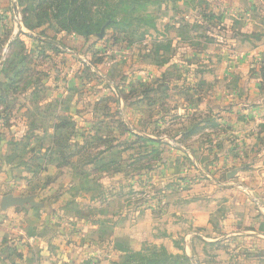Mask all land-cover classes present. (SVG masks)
Returning <instances> with one entry per match:
<instances>
[{"label":"rangeland","instance_id":"rangeland-1","mask_svg":"<svg viewBox=\"0 0 264 264\" xmlns=\"http://www.w3.org/2000/svg\"><path fill=\"white\" fill-rule=\"evenodd\" d=\"M19 1L0 0V95L3 93L4 99L0 103V132L10 133L14 128L10 126L15 124L23 135L35 134L36 127H30L35 110L29 107H34L33 102L42 97L49 106L57 91L69 92L71 125L59 134L55 144L59 151L61 148L65 151L76 170L93 165L95 172H108L111 178L106 181H110L111 190L107 195L116 197L110 203L112 207L98 215L100 207L87 204L81 214L69 211L77 214H69L73 221L98 220L101 227L93 241L101 243L112 237L109 231L116 211L139 212L140 217L152 218L158 230L163 224L174 223L177 233L165 235L163 238L168 240L165 245L143 244L140 250L131 252L164 247L169 254L187 256V247L191 253L188 257L196 264H264V241L247 237L242 240L244 236H240V240L212 244L184 242L188 233H203L200 228L189 227L194 210H188L187 204L205 201L216 181L229 183L228 179L256 164L258 151L247 142V137L249 132L256 134L264 120V114L258 112L263 104L243 103L241 95L245 94L246 83L240 86L238 81L215 83L195 79L200 57H192L190 49L178 45L177 30L185 26L184 14L190 15L196 0L142 2L132 16H127L130 13L127 10L118 25L90 43L65 31L49 9L38 10L40 0ZM202 3L207 9V1ZM192 18L187 22L191 23L189 28H207L196 25ZM165 28L172 31L171 42L177 46L159 48L166 58L154 54L148 59L146 43L157 41ZM15 73L22 76L18 89L6 88L9 81L3 75ZM213 105L223 107L213 111ZM226 105L234 111H225ZM57 172H54L56 187L71 185L72 174L65 177ZM85 184L95 195L101 192V187L94 192L92 181ZM43 195L58 196L49 190ZM35 200L45 204L41 223L49 216V223L58 227H52L53 231L45 227L44 232L52 235L55 232L53 236L57 234V238L68 234L74 241L81 226L71 229V220H64V211L53 209L55 205L47 208L49 202H43L40 193ZM21 213L23 217L26 215L24 210ZM221 213L225 215L228 211L225 208ZM123 250L129 249L114 250L119 254L110 259V264L121 258ZM98 261L99 256L90 251L77 264H98ZM63 262L68 264L67 260Z\"/></svg>","mask_w":264,"mask_h":264},{"label":"crops","instance_id":"crops-1","mask_svg":"<svg viewBox=\"0 0 264 264\" xmlns=\"http://www.w3.org/2000/svg\"><path fill=\"white\" fill-rule=\"evenodd\" d=\"M159 1L171 2V0ZM202 1L196 0L197 5L191 9L190 15L186 16V13L183 18L188 22L189 18L193 17L192 21L195 20L196 25L201 27L205 25L207 28L199 29L198 26H193L194 28L191 29L188 27L191 23L187 22H184L183 28H177L178 45H185L186 47L182 48L190 49L193 53L192 57H200L197 66L193 65V67L196 66L195 68H200L195 79L215 83L238 81L240 86L246 83L245 94L241 95L243 103L263 104L262 107H258V112L264 114V0H206L207 9L204 8ZM176 19H179V15ZM170 29L173 30L172 27ZM170 29L165 28L163 34L157 37L159 42L155 40L146 43L149 46L147 47V52L150 54L147 56L148 59H152L154 54H161L163 58H166L164 51H160L159 48L170 49L171 46L173 48L177 46L176 42H171ZM144 34L147 36L148 32ZM149 38L152 41V37L149 36ZM166 56L169 57V55ZM149 64L151 65V62ZM76 82L78 85L79 81L76 80ZM71 87L73 88L68 86V88ZM226 91L229 94H235L233 90ZM59 92L57 91L53 96L49 106L45 105L46 102L44 103L41 97L33 102V108L29 107L35 110L32 117L34 119L30 124V127L33 124L36 127L35 134L25 132L23 135L22 129L17 128L15 124L10 126L14 127L9 128L10 133L0 132V264H47V261L49 264H63L64 260H67L68 264H77L78 259L90 251L99 256L98 264H110V259L119 254L114 250H140L143 244L165 245L168 240L163 237L170 236L172 233L176 234V225L163 224L158 230V225L152 218L140 217L139 212L133 211L128 214L126 211H116L112 216L113 226L109 231L112 237L101 243L93 241L96 240L95 234L101 227L98 220L73 221L70 217L69 214L72 212L81 214L87 205L100 207L96 214H101V210L106 211L112 207L111 202L116 197L108 198L111 184L106 179L110 180L111 175L105 170L95 172L92 170L93 165H88L85 169L78 171L70 163L61 164L63 157L54 138L68 129H59V123L62 120L69 121V92ZM213 106V111L223 107ZM224 109L234 111L228 105ZM247 130L250 131L251 127H247ZM247 142L256 146L258 151L256 164H258L228 179L231 180L229 183L216 181L208 194L209 200L205 199L202 202L195 200L187 204L188 210L190 208L194 210L189 227L191 225L193 229L200 228L203 233H188L184 237L185 243L189 244L194 240L212 244L230 239L240 240V236H244L242 240L247 237L264 241V120L260 123L256 134L249 132ZM42 151H44L43 155ZM56 171L65 177L68 173L72 174L71 185L66 183L60 188L56 187L57 181L54 177ZM43 179L44 183L41 182ZM113 179L116 182L115 177ZM89 181L95 184L94 192L99 187L102 188L101 192L97 191L96 195L92 193L91 187L85 184ZM115 187L116 185L112 189ZM46 190L58 196L48 198L47 195H43ZM39 193L43 202H49L47 208L55 205L53 209L59 208L64 211V220H71V229L81 226V229H78L79 240L76 239L78 236L72 241L68 234L57 238V234L53 236L55 232H52L53 235L51 232H44L45 227L51 230L52 227H58L52 226L54 224L52 222L49 223L51 221L49 216H46V221L41 223L40 218L45 204L36 202L35 197ZM70 194L73 196L69 198ZM6 195L21 198L33 197L38 206H12L3 209V198ZM43 196L48 199H44ZM26 206L29 208L26 209ZM225 208L228 213L220 215ZM21 210L25 211L24 217L21 215ZM69 211L72 212L69 213ZM75 213L72 215L76 216ZM104 215L106 216L105 212ZM218 216L221 218L217 220ZM177 226L180 228L181 224ZM63 228L64 226L61 230L64 231ZM160 231H162L161 234ZM186 254L187 256L191 254L187 247Z\"/></svg>","mask_w":264,"mask_h":264},{"label":"trees","instance_id":"trees-1","mask_svg":"<svg viewBox=\"0 0 264 264\" xmlns=\"http://www.w3.org/2000/svg\"><path fill=\"white\" fill-rule=\"evenodd\" d=\"M147 1L150 0H40L37 8L38 10L49 9L53 13L54 19L66 29L65 31H68L69 34H75L86 43H90L95 39L96 41L98 38L100 39L99 33L105 25H107L106 30L118 25L121 22L122 15L127 10L130 11L127 16L130 17L142 2ZM127 6H129V9L126 8ZM43 13L49 16L46 12ZM17 73L3 75L9 81L6 88L13 86L14 90L18 89L22 76ZM3 86L5 87V85ZM2 94L0 95V103H4ZM70 125V120H62L59 123V129L63 128L65 130ZM57 138L58 136L54 138L55 142ZM60 154L63 157L61 164H68L65 151L62 148ZM121 253V258L113 264H196V261L194 262L192 258L186 255L169 254L164 247L160 249L146 248L139 252L123 250Z\"/></svg>","mask_w":264,"mask_h":264},{"label":"water","instance_id":"water-1","mask_svg":"<svg viewBox=\"0 0 264 264\" xmlns=\"http://www.w3.org/2000/svg\"><path fill=\"white\" fill-rule=\"evenodd\" d=\"M106 28H107V25H105L102 28L101 32L99 33L100 38L104 37L105 32H106ZM24 205L38 206V204L34 202L33 197L21 198V197H13V195H6L3 198L2 208L7 209V208L12 207V206L23 207Z\"/></svg>","mask_w":264,"mask_h":264}]
</instances>
